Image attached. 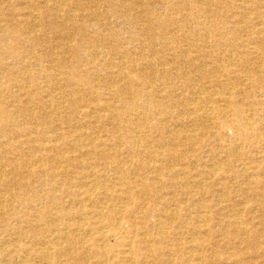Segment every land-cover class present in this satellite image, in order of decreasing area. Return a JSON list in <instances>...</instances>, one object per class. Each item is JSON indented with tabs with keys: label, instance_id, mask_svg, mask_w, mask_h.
<instances>
[{
	"label": "bare ground",
	"instance_id": "1",
	"mask_svg": "<svg viewBox=\"0 0 264 264\" xmlns=\"http://www.w3.org/2000/svg\"><path fill=\"white\" fill-rule=\"evenodd\" d=\"M0 264H264V0H0Z\"/></svg>",
	"mask_w": 264,
	"mask_h": 264
}]
</instances>
